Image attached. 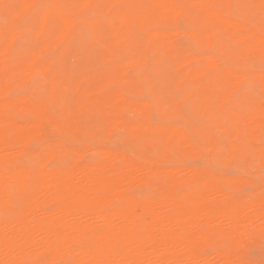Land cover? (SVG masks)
I'll list each match as a JSON object with an SVG mask.
<instances>
[{
  "label": "clouds",
  "instance_id": "9594fccd",
  "mask_svg": "<svg viewBox=\"0 0 264 264\" xmlns=\"http://www.w3.org/2000/svg\"><path fill=\"white\" fill-rule=\"evenodd\" d=\"M253 3L254 0H234L233 7L239 8L241 15L234 16L235 23L230 25L225 41L238 44L242 40L247 27L244 13L255 11L258 14L259 11L258 5L253 9ZM193 8L199 10L204 5L195 4L194 0H110L98 14L89 13L74 22L72 36L79 43L99 40L109 30L130 37L135 45V54L128 66L133 70L132 75L128 76L126 67L115 90L108 92L115 93V103L105 98L108 93L102 94L109 87L110 78L106 69L101 68L93 77H98L94 86L84 83L79 90L65 92L57 88L46 91L42 111L46 121H51L57 132L63 134L59 138L67 150L78 148L89 160L97 156L105 158L115 152L122 155V163L130 168H148L142 177H134L121 195L112 198L102 212L114 200L125 206L130 203L140 217L146 216L149 207L182 203L185 192L175 191L158 179L161 166L231 177L217 192L221 199H232L228 195L231 191L237 201H247L244 204L246 215L242 218L247 219L250 226V230L234 244L233 254L245 249L256 237L264 242V226L261 225L264 197L260 194L264 186L262 136L257 149L255 135L248 127H241V121L249 112L251 120L258 116L261 122L264 121V57L257 50L242 63L226 66L233 69L230 85L211 99L193 95L202 87L197 80L162 81L159 74L161 59L171 65L176 54L181 52L193 58L206 57V72L222 71L221 61L206 50L221 48L220 55H223L224 41L217 38L215 31L206 33L231 8H205L206 19L192 29L186 17L192 15ZM169 37L175 48L164 43ZM193 42L199 49L198 54H194ZM120 56L119 51L113 53L115 59ZM78 58L82 62L86 60L80 51ZM51 59H56V55ZM31 86L32 80L28 77L18 88ZM76 114H84L87 119L80 126L72 127L70 118ZM97 125L102 127L94 135ZM6 132L7 129L0 132V141ZM82 137L83 143H77ZM57 138L56 134L47 131L42 138L32 142L27 155L23 150L11 154L0 152V215L8 209L9 192H14L18 199L29 196L35 166L45 155V163L52 162L49 173L55 174L65 166L64 150H49ZM221 187L227 191L221 192ZM207 247L216 257L197 264H225L210 236ZM0 254V264H7L2 244ZM57 260L64 264H80L70 250ZM227 264L250 262L229 258Z\"/></svg>",
  "mask_w": 264,
  "mask_h": 264
},
{
  "label": "snow or ice",
  "instance_id": "6c2138e0",
  "mask_svg": "<svg viewBox=\"0 0 264 264\" xmlns=\"http://www.w3.org/2000/svg\"><path fill=\"white\" fill-rule=\"evenodd\" d=\"M110 0H44L31 6V12L28 14L33 19L30 23L25 24L23 36L16 35L11 38V33L19 28V24L13 25L15 17L14 11L19 7L13 3L3 0L0 4V48L4 49L3 65L6 69L14 72L16 75L27 74L32 80L31 88L14 89V96L10 100H24L33 106V111L29 114V121L34 125H38L42 129H47L57 135V140L52 143L50 151L60 152L64 150L65 166L57 173H49L48 167L52 163L47 164V156L35 166V176L31 185L29 196L18 199L14 192L8 193V209L0 215V244H2L7 260V264H64L57 259H48L42 257L37 260H18L8 258L14 256L18 249L23 245L21 243V232L23 222L27 216H32L29 223L35 224L42 212L40 208H34L33 205L44 194V189L55 192L61 196H71L72 177L74 174L83 169L92 172H105L112 181L105 189V192H111L114 197L124 190L123 185L118 183L120 180H127L135 175V169L122 164L119 171L106 169L107 161L104 157L97 156L93 160L89 157L80 158L79 149L67 150L65 143L59 137L62 133L57 132L51 121H46L45 114L42 111V104L45 99V93L56 90L57 88L67 92L69 90H79L80 86L87 83L94 86L93 77L97 75L101 68H105L110 78L109 87L104 89L102 94L115 90L121 75L126 67L132 63V55L135 54L133 43L126 44L120 36L111 30L105 32L99 40L92 41V47L85 61L78 58L79 48L72 51L71 55V72L68 71L66 64L68 50H61V41L66 33L73 31L74 22L79 21L82 17L89 13H99L102 8ZM195 4L203 3L204 8L196 10L193 8L192 15L186 17L187 22L192 29H196L198 22L206 19L205 8H231L221 20L213 24L212 28L206 33L216 32L217 38L224 41L222 44L223 55H220L221 48L207 49V53L213 58L221 61L222 71L205 72L207 78L206 83H202V87L193 93L194 96L201 98H214L218 92L227 89L231 82L233 69L226 66L242 63L249 55L254 54L257 50L264 57V0H254L253 9L258 5V14L253 11L244 13L245 23L247 27L243 32V38L238 44H232L225 41L226 33L230 31V25L235 23L234 16L241 15L239 8L233 7L234 0H194ZM28 20V16L23 18ZM83 42H81L82 44ZM18 45V46H17ZM39 46L42 51L34 59H29V54L33 53ZM196 49L194 54H198L199 49L193 42ZM119 51L121 56L119 59L113 57V53ZM53 54L56 59H51ZM176 54L173 64H169L167 60L160 61V77L162 81H172L179 83L181 77L177 72V64L179 56ZM48 59H42L43 57ZM11 57V59H10ZM203 61L204 63H201ZM207 58H200L197 66L203 69L206 67ZM264 70V63H262ZM133 70L128 67V76L132 75ZM101 93H98L100 95ZM84 114H76L70 118L71 126L78 127L86 120ZM251 122V113L241 121V127L246 128ZM102 125H97L93 130L97 135ZM261 147L264 149V121L261 122ZM83 143V137L77 142ZM24 151L27 155L29 148L19 143L15 132L7 129L2 141H0V152L15 153ZM264 162V152L261 156ZM162 182H166L164 177L159 176ZM221 192L227 191L220 188ZM184 192L191 197L193 201H204L211 207V212L207 223L201 225L202 231L211 237L216 252L227 264L229 257L232 255L234 244L239 238H242L247 231L250 230L247 219H244V204L247 201H237L231 191L228 192L232 199H221L217 190H214L210 183V177L197 176L192 182L185 185ZM261 196L264 197V186H262ZM125 204L119 200H114L109 208L105 209L100 220L96 222V227L81 239L75 241L70 247V251L76 254V259L80 264H151V262H139L124 258V249H117L109 253L104 247V241L113 226V222L123 214ZM158 212L161 215H171L170 208L167 203H161L155 207H149L148 213L144 217L149 221L148 226L143 229V234L147 235L151 230V214ZM261 225L264 226V217L261 218ZM49 229L54 231L55 226L49 225ZM30 231V230H29ZM179 232V229H175ZM182 236V234H181ZM32 244L39 243L35 239H31ZM82 254H86L88 258H81ZM116 257V258H113Z\"/></svg>",
  "mask_w": 264,
  "mask_h": 264
},
{
  "label": "bare ground",
  "instance_id": "6f19581e",
  "mask_svg": "<svg viewBox=\"0 0 264 264\" xmlns=\"http://www.w3.org/2000/svg\"><path fill=\"white\" fill-rule=\"evenodd\" d=\"M7 2L19 6L13 13L15 20L13 25L10 26L14 27L19 24V28L11 33L9 41L11 43V38H15L16 35L23 36L25 24L30 23L33 19L28 15L32 10L31 6L43 3L44 0H7ZM25 16H28V20L23 19ZM65 31L67 34L59 43L62 51L68 50L67 60L77 47L81 56L86 59L92 47V41L85 40L81 44L72 36V32H68L67 29ZM119 36L126 44L132 43L130 37ZM164 43L171 45L173 48L176 47V45H172L171 37L166 39ZM41 51L42 46H39L33 53L29 54V59H34ZM3 53L4 49L0 48V114L11 107L32 112L33 106L30 103L24 100H10L6 96V93L11 91L13 83L19 85L28 76L27 74L16 75L6 69L2 63ZM42 59H47V57L45 56ZM198 60H200L199 57L193 58L181 52L179 63L177 64L179 76L197 80L199 83H206L207 78L204 73L208 71L207 62L206 67L201 69L197 66ZM148 63L151 66L150 53ZM201 63L204 62L201 61ZM68 71L71 72L70 66H68ZM93 79L95 81L98 77ZM114 97V92L105 96L106 99L115 103ZM0 120V132L4 129L13 130L19 143L29 148V150L32 142L42 138L48 131L30 123V121L19 123L6 117H0ZM248 130L255 135L258 149L261 136V121L258 116L251 120ZM80 156H83L82 153H80ZM105 159L107 161L106 169L119 171L120 166L124 164L122 163L123 157L119 153H110ZM133 169H135L133 177L118 181V183L123 185L124 189L128 187L134 177L140 178L148 172L147 167L138 166ZM160 174L164 177L166 183L178 192H183L185 185L192 182L197 176L210 177V183L214 190H217L223 182L232 179L228 176L215 174L208 176L207 173L191 169H168L163 166L160 168ZM111 182L107 170L105 172H92L88 169H83L72 177L73 195L61 196L45 188L44 194L33 205L34 208L42 209L39 219L35 224H32L29 223L32 220V216L26 217L22 225L24 231L21 232V243L23 246L18 249L14 256L8 258L37 260L42 257L48 259L64 257L75 241L81 239L96 227V222L100 220L101 210L114 198L113 193L110 191L105 192ZM123 191L118 195H121ZM169 208L171 211L169 216L161 215L158 212L151 214V230L147 235H144L143 229L148 226L149 221L144 217L138 216L134 212L133 206L129 203L125 206L123 214L113 222L108 237L104 241L105 249L109 253L117 249H124V258L139 262H151V264H197L199 261L215 258L216 254L210 253L207 247L208 235L200 227L207 223L209 219L210 205L204 201H193L190 196L185 194L182 203H170ZM49 225H54L55 230H50ZM175 229H179V232L175 231ZM31 239H35L39 243L32 244L30 242ZM261 244H264V242H261L259 237H256L251 243L247 244L245 249L233 253L229 258L242 259L249 261L250 264H264V260L259 262L250 256L252 247ZM212 254L215 256H212ZM81 258L86 259L88 257L86 254H82Z\"/></svg>",
  "mask_w": 264,
  "mask_h": 264
},
{
  "label": "rangeland",
  "instance_id": "374dc122",
  "mask_svg": "<svg viewBox=\"0 0 264 264\" xmlns=\"http://www.w3.org/2000/svg\"><path fill=\"white\" fill-rule=\"evenodd\" d=\"M70 58L71 57H69L67 61L69 62L68 65L71 67ZM12 86L13 87H12L11 91H8L6 93V96L9 99H10V97L14 96V89L16 87H18V84L13 83ZM30 113H31L30 111H26V110H23L21 108L11 107V108L7 109L4 113L0 114V117L1 118L6 117V118L12 119L16 122H19V123H25V122H29L28 117H29ZM0 124H1V122H0ZM82 155H83L82 156L83 158L87 156L85 153H82ZM252 249L250 250V256H252L256 260H258L259 262L263 261L264 260V244L252 247ZM212 256H215V255L212 254Z\"/></svg>",
  "mask_w": 264,
  "mask_h": 264
}]
</instances>
